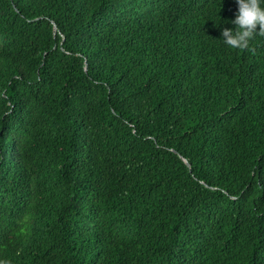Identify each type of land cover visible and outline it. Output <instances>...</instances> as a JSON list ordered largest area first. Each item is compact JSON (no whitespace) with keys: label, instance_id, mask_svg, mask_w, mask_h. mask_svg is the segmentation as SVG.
<instances>
[{"label":"trees","instance_id":"trees-1","mask_svg":"<svg viewBox=\"0 0 264 264\" xmlns=\"http://www.w3.org/2000/svg\"><path fill=\"white\" fill-rule=\"evenodd\" d=\"M237 12L0 0V260L264 264V34L224 43Z\"/></svg>","mask_w":264,"mask_h":264},{"label":"clouds","instance_id":"clouds-1","mask_svg":"<svg viewBox=\"0 0 264 264\" xmlns=\"http://www.w3.org/2000/svg\"><path fill=\"white\" fill-rule=\"evenodd\" d=\"M238 12L230 22L235 28L224 27L222 40L232 48H248L252 38L259 32L264 34V0H236ZM259 25V29L257 26ZM0 264H10L0 260Z\"/></svg>","mask_w":264,"mask_h":264},{"label":"water","instance_id":"water-1","mask_svg":"<svg viewBox=\"0 0 264 264\" xmlns=\"http://www.w3.org/2000/svg\"><path fill=\"white\" fill-rule=\"evenodd\" d=\"M53 24H54V29H57V25H56V23L53 21ZM176 151V150H175ZM177 152V151H176ZM183 159H184V161L186 162V164L188 165V166H191V164H190V162L186 159V158H184V157H182Z\"/></svg>","mask_w":264,"mask_h":264}]
</instances>
